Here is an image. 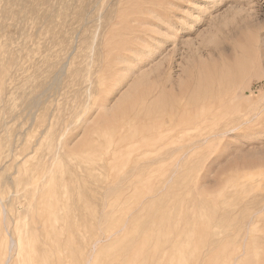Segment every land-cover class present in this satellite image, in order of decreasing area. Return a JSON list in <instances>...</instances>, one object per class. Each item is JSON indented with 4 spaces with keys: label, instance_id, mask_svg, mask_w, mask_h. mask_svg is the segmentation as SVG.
I'll return each instance as SVG.
<instances>
[{
    "label": "rangeland",
    "instance_id": "rangeland-1",
    "mask_svg": "<svg viewBox=\"0 0 264 264\" xmlns=\"http://www.w3.org/2000/svg\"><path fill=\"white\" fill-rule=\"evenodd\" d=\"M17 262L264 264V0H0Z\"/></svg>",
    "mask_w": 264,
    "mask_h": 264
},
{
    "label": "bare ground",
    "instance_id": "bare-ground-1",
    "mask_svg": "<svg viewBox=\"0 0 264 264\" xmlns=\"http://www.w3.org/2000/svg\"><path fill=\"white\" fill-rule=\"evenodd\" d=\"M36 97V96H35ZM21 208V207H20ZM25 235V232L22 231V229H19L18 232H17V240H12L9 241V245H8V249L13 245H15L14 247L17 248V255L20 254V249H21V246L23 245V240H21L22 236ZM9 256V254H8ZM42 258V257H41ZM10 259V258H9ZM8 259V260H9ZM18 259V258H17ZM43 259V258H42ZM7 260V259H6ZM42 261V260H41ZM18 263V262H17ZM19 264V263H18Z\"/></svg>",
    "mask_w": 264,
    "mask_h": 264
}]
</instances>
